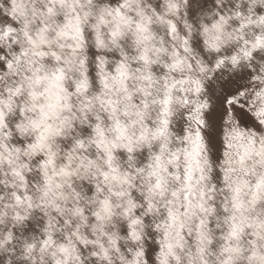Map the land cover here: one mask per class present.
Segmentation results:
<instances>
[{"label":"snow or ice","instance_id":"6c2138e0","mask_svg":"<svg viewBox=\"0 0 264 264\" xmlns=\"http://www.w3.org/2000/svg\"><path fill=\"white\" fill-rule=\"evenodd\" d=\"M261 125L264 0H2L0 264H264Z\"/></svg>","mask_w":264,"mask_h":264},{"label":"clouds","instance_id":"9594fccd","mask_svg":"<svg viewBox=\"0 0 264 264\" xmlns=\"http://www.w3.org/2000/svg\"><path fill=\"white\" fill-rule=\"evenodd\" d=\"M0 3H2V0H0ZM252 91H253L252 89L245 90V95L243 97V99L248 100V105L245 106V110L249 111V112H251L254 107H258L260 105L259 98L255 97V96H252L251 98H249L248 94L251 93ZM77 99L78 98H76V97L73 98V104H75L77 102ZM185 127L188 130H191V131L194 132L196 127H197L195 119L193 118L192 120H190L185 125ZM205 127H207V126L205 125ZM226 127L230 128L231 126L229 125V126H226ZM240 127L243 128L244 126L240 125ZM251 130L252 129L249 128V131H251ZM259 134H264V125L260 126ZM220 140L221 141L224 140L223 133L220 136ZM205 142H207V138L206 137H205ZM231 143L233 144V147L230 148V149L226 148V146L223 143H221V145L219 147V161L214 158V156L216 155V149H210L208 151L207 156H208V159L211 161V171H212L213 174H215V172L218 171L221 167H227V165L223 163V161L225 159L224 156H223V153L225 151H227L228 152V157L226 159L233 161L231 166L233 168L237 169L234 173H232V176L233 177H239L241 175V173L239 171V168H238L237 164L235 163V161L237 160V154H238V151H239L237 145L245 144L246 143V138H245L244 141H241V140H239L237 138H233L231 140ZM170 144H171V148L173 150L180 149L179 159L174 162V164L176 166L175 167L170 166V169L173 172H178L180 174L181 179L177 180L175 178V176H169L168 177V189H169V191L175 190V191H177L179 193V196H180L181 199H178L177 202L181 203L182 202V196H183L182 186H183V174H184V165H185V160L183 158V149L185 147L191 148V145L190 144H186L185 141L183 140V138H180L179 140H177L175 137L172 138V140L170 141ZM221 195H226V192L225 193H221ZM217 203H219V200H217Z\"/></svg>","mask_w":264,"mask_h":264}]
</instances>
